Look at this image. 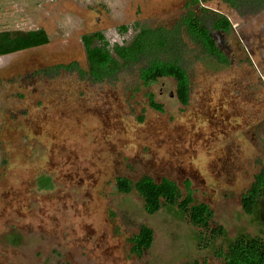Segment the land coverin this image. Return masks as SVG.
Listing matches in <instances>:
<instances>
[{"label": "rangeland", "instance_id": "1", "mask_svg": "<svg viewBox=\"0 0 264 264\" xmlns=\"http://www.w3.org/2000/svg\"><path fill=\"white\" fill-rule=\"evenodd\" d=\"M220 1L193 8L209 30L213 12L202 6L226 15ZM186 12L185 0H0V32L43 29L49 37L0 56V264H221L214 250L238 236L264 240V198L251 215L240 203L264 167L263 80L237 33L217 34L232 44L230 66L208 56L188 36ZM143 28L177 36L178 46L153 57L186 70L187 106L171 79L140 83L151 56L101 83L55 68L76 63L87 71L84 35L128 45ZM148 94L162 112L149 107ZM143 176L167 178L183 196L189 183L225 235L201 248L200 231L175 207L147 215L134 191H116V177ZM141 225L153 230V242L137 256L128 240Z\"/></svg>", "mask_w": 264, "mask_h": 264}, {"label": "trees", "instance_id": "2", "mask_svg": "<svg viewBox=\"0 0 264 264\" xmlns=\"http://www.w3.org/2000/svg\"><path fill=\"white\" fill-rule=\"evenodd\" d=\"M195 1V0H194ZM182 23L194 41H199L203 50L219 62H226L225 56L215 46L209 36V31L191 13L183 18ZM230 24L224 16H216L213 19L214 30L227 31ZM168 35V37H167ZM102 40V36L96 33L92 36H83L87 71L83 72L76 63L58 65L68 71L76 70L81 76L92 82H103L115 79L123 66L138 63L145 56H151L139 72V79L143 85L154 83L158 78L169 77L175 81L176 97L182 105H186L189 99V77L177 60L162 61L153 55L170 48L169 39H177V36L166 34L163 28H143L127 46H115L113 52L103 45L95 44L93 39ZM49 39L43 30L30 31L23 35L11 36L7 31L0 32V56L13 54L21 50L44 46ZM57 68V67H56ZM149 106L157 111H162V106L156 104L152 95H149ZM40 184V183H39ZM40 187V185H38ZM50 186V179H49ZM41 188V187H40ZM42 189V188H41ZM115 189L118 193L129 194L135 192L143 202V209L147 215H154L164 207H175L185 217L187 222L200 231L198 236L201 248L207 247L212 241L225 235L224 228L213 222V210L205 203L195 202L186 183V194L183 196L177 185L167 178L155 182L152 178L143 176L137 181L131 182L123 177L115 178ZM264 198V167L254 176L249 187L241 194L240 203L245 214L253 213L256 203ZM132 254L142 255L149 250L153 242V230L141 225L138 231L128 240ZM213 256L221 261V264H264V240L259 236L240 235L229 242L225 248L214 250ZM184 264H201L198 261Z\"/></svg>", "mask_w": 264, "mask_h": 264}, {"label": "flooded vegetation", "instance_id": "3", "mask_svg": "<svg viewBox=\"0 0 264 264\" xmlns=\"http://www.w3.org/2000/svg\"><path fill=\"white\" fill-rule=\"evenodd\" d=\"M206 1L207 0H195V1L194 0H185V6L187 7V12L181 19L183 20V18H185L187 15H189V13H191L195 19L202 22L201 19L197 16V14L193 8L198 9V6L200 4L206 2ZM220 2L222 3V6L225 8L224 10L227 13L226 14L227 16L223 13L216 11V10H210L209 8H205L202 6V11L206 12L208 10L207 13H210L211 11L213 12V13H211L213 16L212 21H211V30L216 34H212L211 30H209L205 25L204 26L209 31V36H210L211 40L215 43V46L225 56L226 62L221 63L217 59H215V58L214 59L219 64H221L222 66H226V67L230 66L234 62L233 58L230 57V54L227 53V51H229L231 49L230 45H232V44L225 43V41L220 39L217 34H220L223 36H230L233 33H237L238 38H239V43H240L239 48L241 49V47H242V49L245 51V57H246L247 61H249L251 63V65L255 68V70L257 71V73H258L257 78L263 80V84L261 81H259V82H261L260 83L261 86H259L257 88V90H259V89L262 90L264 87V75L261 74V72L263 71V68H264V0H222ZM199 10H201V9H199ZM219 15L224 16L228 20V23L230 24V26H229V29L227 31H220V30H214L213 29V27H212L213 19ZM231 21L234 22V24H232ZM202 25H203V23H202ZM121 28L124 31L127 30V28L125 26H123ZM35 30H43V29H33V30L27 31L26 33L30 32V31H35ZM96 33H99L102 36V40L94 38L93 42L95 44H101V45L106 43L105 47L110 51L111 55L114 58H117L113 52L115 46H120V47L127 46V45H122V44H117V43L111 44L110 42H108L105 39V37L100 32L88 34L87 36H92ZM46 35H47V33H46ZM82 37H81V42H82ZM48 39H49V37H48ZM191 40L193 42L199 44L202 47V45L199 41H196V40L194 41L193 39H191ZM168 42H171L169 45L171 48L178 46V44L180 43L179 41L174 40V39H170V41H168ZM82 44L84 47L83 42H82ZM39 47H41V46H39ZM39 47H35V48H39ZM30 49H34V48H30ZM25 50H29V49H25ZM25 50H21V51H25ZM84 50H85V48H84ZM21 51H19V52H21ZM9 55H11V54H9ZM4 56H7V55H4ZM211 58H213V57H211ZM178 63L180 64V62H178ZM60 65H62V64H60ZM67 65H69V64H67ZM56 67L55 68L58 70H61V69L66 70L65 68H58V65ZM66 71H68V70H66ZM139 72H140V70H139ZM85 78H87V76ZM162 78L173 80L172 78H169V77H162ZM158 79H160V78H158ZM158 79L156 81H158ZM105 81H108V80H105ZM189 82H190V80H189ZM94 83H97V82H94ZM140 83L142 84L141 81H140ZM154 83H151V84H154ZM174 83H175V81H174ZM151 84H149L147 86H145L143 84L142 85L144 87H148ZM257 92H259V91H257ZM149 95H152V94H148V104H149ZM174 96H175L177 102L179 103V101L176 97L175 89H174ZM189 96H190V85H189ZM152 97H153V95H152ZM188 103H189V99H188ZM188 103L186 105H182L181 103H179V104L182 106H187ZM151 109H153V108H151ZM153 110L157 111L155 109H153ZM162 111H163V107H162ZM162 111H157V112H162ZM247 127L251 128V127H253V125H250Z\"/></svg>", "mask_w": 264, "mask_h": 264}]
</instances>
